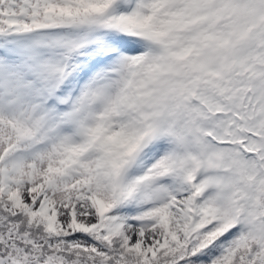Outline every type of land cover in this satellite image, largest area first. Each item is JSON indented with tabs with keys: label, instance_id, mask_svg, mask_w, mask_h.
Wrapping results in <instances>:
<instances>
[{
	"label": "snow or ice",
	"instance_id": "6c2138e0",
	"mask_svg": "<svg viewBox=\"0 0 264 264\" xmlns=\"http://www.w3.org/2000/svg\"><path fill=\"white\" fill-rule=\"evenodd\" d=\"M0 264H264V0H0Z\"/></svg>",
	"mask_w": 264,
	"mask_h": 264
}]
</instances>
